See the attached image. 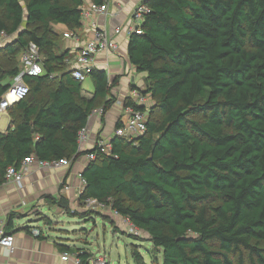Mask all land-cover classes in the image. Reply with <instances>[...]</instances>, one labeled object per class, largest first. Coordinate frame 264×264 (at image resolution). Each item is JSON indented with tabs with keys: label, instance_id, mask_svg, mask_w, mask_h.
Listing matches in <instances>:
<instances>
[{
	"label": "trees",
	"instance_id": "1",
	"mask_svg": "<svg viewBox=\"0 0 264 264\" xmlns=\"http://www.w3.org/2000/svg\"><path fill=\"white\" fill-rule=\"evenodd\" d=\"M144 3L150 12L143 32L130 35L128 52L147 74L146 86L134 89L154 103L127 97L124 106L147 109L148 129L133 139L114 135L106 154L80 150L79 133L97 108L104 121L117 82L95 68L93 96H84L56 26L76 32L86 0H0V32L16 35L0 45V98L30 42L39 45L46 68L26 77L30 92L7 109L0 185L8 167L31 154L69 158L72 166L96 152L82 172L87 185L80 200L105 203L147 232L155 262L161 253L163 264H264V0ZM45 200L73 216L92 214L73 209L63 195ZM17 215L7 217L6 233H13ZM62 249L84 264L94 257L84 248ZM133 255L136 264H147L140 250Z\"/></svg>",
	"mask_w": 264,
	"mask_h": 264
},
{
	"label": "crops",
	"instance_id": "2",
	"mask_svg": "<svg viewBox=\"0 0 264 264\" xmlns=\"http://www.w3.org/2000/svg\"><path fill=\"white\" fill-rule=\"evenodd\" d=\"M104 2H107L110 6L109 13L104 15L92 14L89 19L84 20L82 26L76 30L79 42L68 39L63 35V48L70 50L71 60L76 56L80 43L93 36L92 21H96L100 29L108 30L120 43V48L117 52L101 53L97 57L98 68L105 69L109 79L117 82L112 90L116 96V102L106 113L104 121L98 113L89 118L87 125L89 141L85 146V150L92 147V142L98 135L103 134L109 139L114 137L115 128L122 117H124L126 98L132 97L134 87L142 89L146 86L145 79L147 74L138 71L129 57L130 35L125 30H122L119 34L115 33L117 27H124L130 23L134 9L139 4L144 3L145 0H104ZM90 3V0H86L85 5L87 6ZM56 26L63 34L67 30L62 25ZM87 79L82 82V93L90 98L93 96L94 82L90 83ZM138 88L135 89L139 90ZM145 96L148 101L147 104L151 106L152 96L150 94ZM4 114H0V119ZM85 168L82 158L78 159L70 167L39 168L33 165L31 172L25 178V184L22 188H18L11 182H5L0 185V220L4 221V228L9 214L11 212L19 213L14 219L12 230L15 235V250L11 252L8 248L0 246V264H75L72 261H64L61 257L62 252L65 251L62 249L63 246L73 247L75 245V242H72L74 239L71 236L72 234L63 231L65 228L55 227L53 222L46 223L52 228L48 233L41 226V222L44 220L40 219V216H36L31 209L34 205H40V212L50 218L49 214L43 212L42 208L44 206H47L50 210L53 207H58L67 214L65 209L60 206L49 204L45 200V195L52 194L57 197L63 195L68 198L71 207L76 205L79 201V173L83 172ZM23 217L28 219L20 220ZM35 228L41 229L40 235L33 233Z\"/></svg>",
	"mask_w": 264,
	"mask_h": 264
},
{
	"label": "built area",
	"instance_id": "3",
	"mask_svg": "<svg viewBox=\"0 0 264 264\" xmlns=\"http://www.w3.org/2000/svg\"><path fill=\"white\" fill-rule=\"evenodd\" d=\"M110 6L107 2L96 3L91 2L89 5H85L82 8V21L89 19L90 15H104L109 13ZM150 12V6L141 3L133 11L131 21L124 27H117L115 33L119 34L122 30L128 32L129 35L136 32L141 34L143 32L142 25L145 21L146 14ZM94 28V34L85 42L80 43L76 56L71 60L67 59L72 70L73 77L79 81L84 82L92 71L99 67L98 55L101 53H115L120 48V43L115 36L109 33L106 29H100L97 26L96 21H92ZM64 36L68 39L76 40L79 42V36L75 31L67 29L64 31ZM13 39V36L6 31L0 32V45L7 43ZM21 66L19 73L12 79L10 87L0 98V114L7 113V109L25 98L30 92V85L26 81L27 76H39L46 74V68L44 66V57L41 53L40 47L36 42H30L27 48L21 55ZM108 65V64H107ZM55 76L54 73L51 77ZM132 98L139 105H148V101L145 95L139 90H132ZM149 106V105H148ZM148 108V107H147ZM96 113L102 116L103 109H95L90 118ZM149 112L148 110H138L133 106H124V117L120 120V125L115 128V135L124 136L130 139L143 135L148 129ZM89 141L88 127H84L79 133V149L85 150V146ZM91 148H97L99 151L111 154L112 143L111 139L105 137L103 134L98 135L92 142ZM82 158L84 166H87L91 161L96 159V152H89L80 156ZM77 159V160H78ZM72 160L69 158H61L59 160H40L34 154L26 156L19 166L11 165L6 171L5 180L15 184L18 188H22L25 184L26 176L31 172L33 165L39 168H57V167H70ZM80 185H79V197L84 191L87 180L83 176V173H79ZM84 202L98 207H109L105 203L97 202L91 198H87ZM116 212V211H115ZM117 213V212H116ZM118 214V213H117ZM120 215V214H119ZM132 224V223H131ZM133 227L137 228L132 224ZM139 229V228H138ZM35 235H40L41 229H33ZM0 246L8 248L11 252L15 250V235L13 233H6L4 228V221L0 220ZM64 261H72L75 264H84L82 260L70 251H64L61 254ZM109 261L107 255H100L99 257H92L88 260L90 264H106ZM7 264V263H6Z\"/></svg>",
	"mask_w": 264,
	"mask_h": 264
},
{
	"label": "rangeland",
	"instance_id": "4",
	"mask_svg": "<svg viewBox=\"0 0 264 264\" xmlns=\"http://www.w3.org/2000/svg\"><path fill=\"white\" fill-rule=\"evenodd\" d=\"M87 81L93 83L92 77L89 76ZM153 103L154 100L151 101V105ZM8 123L9 118L5 113L0 119V130H5ZM40 207V205H34L31 210L42 219L43 213L40 212ZM72 208L81 213L85 211L92 212V214L73 216L65 214L64 210L58 207H53L50 210L47 206H44L42 210L51 216V221L55 227L65 228L63 231L72 234L71 236L74 238L72 242H75L73 248L87 249L96 257L106 254L108 260L113 264H136L133 252L134 249H138L147 264H163L161 253H158V262H155V249L153 243L148 239V233L133 227L127 218L117 214L110 207H95L82 202L79 198L78 203ZM27 219V217H23L20 220ZM46 223L47 220H44L41 222V226L49 233L52 228ZM132 234H136V237H133Z\"/></svg>",
	"mask_w": 264,
	"mask_h": 264
}]
</instances>
